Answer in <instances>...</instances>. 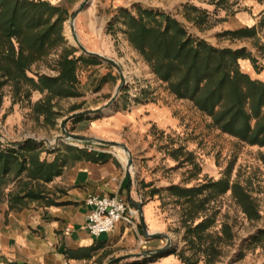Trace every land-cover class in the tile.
I'll return each mask as SVG.
<instances>
[{"label": "trees", "instance_id": "16d2710c", "mask_svg": "<svg viewBox=\"0 0 264 264\" xmlns=\"http://www.w3.org/2000/svg\"><path fill=\"white\" fill-rule=\"evenodd\" d=\"M190 10L199 11L192 6ZM138 11L136 17L120 8L117 21L124 26L130 44L169 91L178 99L191 101L222 133L250 146L264 147V81L253 79L240 66V60H252V55L245 48H217L195 39L168 14L141 8ZM68 16L65 8L48 0H0V106L6 86L12 87L15 102L29 100L38 91L45 98L34 104L33 111L54 124L59 113L53 101L83 95L78 72L81 66L99 64L101 59L77 56V49L65 46L63 27ZM221 36L232 40L255 38L257 27L225 31ZM60 47L63 50L56 62L57 76L29 75L34 64ZM43 149L33 139L0 148V206L7 203L10 210H21L45 199L46 185L60 176L68 163L95 158L73 146ZM182 151L183 148L176 150ZM43 152L56 156L52 161L42 159ZM167 191L177 201H183L184 238L194 251L192 256L179 254L184 264H199L201 254L206 264H213L221 254V245L234 239L228 223L222 225L221 234L210 232L215 216L207 215V206L220 196L231 191L249 221L262 218L258 200L246 186L231 182L229 176L211 179L198 187L172 185ZM262 238L264 230L250 241L258 243ZM0 264L9 263L0 259Z\"/></svg>", "mask_w": 264, "mask_h": 264}, {"label": "crops", "instance_id": "0c3cea01", "mask_svg": "<svg viewBox=\"0 0 264 264\" xmlns=\"http://www.w3.org/2000/svg\"><path fill=\"white\" fill-rule=\"evenodd\" d=\"M48 1L67 9L70 14L85 3V0ZM186 3L208 10V14L213 10L209 0H88L76 18L84 48L114 58L117 40L105 30L113 17V10L124 7L132 11V7L137 5L184 14L182 10ZM257 4L258 0H240L243 7H256ZM221 17L226 18L219 21L224 30L239 29L244 20H253L246 11ZM106 66L108 63L102 60L97 66L101 68V79L106 82L105 87L101 85L105 95L109 91L107 87L114 83V77L118 74L102 68ZM114 94L115 91L112 97ZM154 95L149 98L145 92L141 98L134 100L125 90L103 114H85L74 120L78 123L79 133L85 137L125 144L131 151L133 166L130 169L127 167L128 155L122 156L120 147L103 145L110 148H102L94 146L95 142L78 147L95 158L68 163L61 175L46 185L45 199L31 202L21 210H10L7 203L1 205L0 259L9 264H109L112 260H117L116 264H183L173 254H160L152 258L145 256L163 249L167 239L149 238L142 221L149 234H165L166 223L158 213L159 204L148 197L160 194L162 188L177 184H152L161 177L153 179L152 172L148 173L147 170H159L160 157H166V153L162 152L169 150L167 145L176 150L183 148L182 154L186 155L188 161L175 158L178 168L192 165L190 159L195 151L193 129L184 131L190 127V124H185L191 119V115L187 114L188 109L195 112L197 109L191 101L178 99L169 91ZM88 124L92 125L91 131L86 133ZM169 134L171 139L177 134V139H170L172 144L166 142L167 145H158V137ZM184 135L188 137V144L179 138ZM193 164L197 165V162ZM149 189H152L151 192ZM90 196H118L131 207L138 209V204H142L143 213L139 218L131 219L133 224L122 221L112 233L93 237L85 228L91 213V208L86 204Z\"/></svg>", "mask_w": 264, "mask_h": 264}, {"label": "rangeland", "instance_id": "374dc122", "mask_svg": "<svg viewBox=\"0 0 264 264\" xmlns=\"http://www.w3.org/2000/svg\"><path fill=\"white\" fill-rule=\"evenodd\" d=\"M209 2H211L210 8L213 9L210 14L207 13L208 10H202L189 3L183 4L182 12L184 14L173 11L164 12L160 9L144 8L137 5L132 7V11L127 8L125 9L136 17L139 16L138 10L140 8L168 14L181 22L193 38L205 40L217 48H230L234 50L245 48L252 55L253 59L240 60L242 70L253 79L264 81V26L261 27V22L264 18V0H258L260 5L257 4L256 7H243L240 5V0H209ZM191 6L197 8L199 11H189V7ZM119 9L111 12L113 17L105 28L106 33L113 35L114 39L117 40L115 42L117 52L114 58H108L113 59L119 64L127 80V85L118 95L126 90L129 97L135 100L141 98L145 92L149 98H153L156 92L169 91L167 84L158 79L148 63L128 41L124 33V26L121 22L117 21ZM239 11H246L253 18V20H244L239 29L256 26L257 36L255 38L232 40L221 36L225 31L239 30L221 29V22L219 21L226 19L221 16L234 15ZM75 12H71L70 14L68 11L69 16L64 23L65 46L77 49V56L81 54L87 55L82 50V47L85 45L80 37L77 19H75L74 30L71 29V19ZM219 16L221 19L218 18ZM62 50V47L53 50L47 57L34 64L29 75L34 78L37 75L57 76L56 62ZM80 50L81 53H79ZM99 65L100 63L81 66L78 72L79 87L83 93L81 97L55 99L53 101L54 110L59 113L54 124L45 121L44 116L38 117L33 111L34 104L43 100L45 94L35 91L29 100L15 102L12 87L6 86L0 106V148L7 144H17L28 139H33L39 142V146L52 151L64 146H84L86 143L69 139L66 135V132H69L74 135L83 136L79 133L80 130L77 129L78 123L74 121L78 119H72L71 117L80 113H89L88 116H94L95 113L97 115L103 114V111L110 107L106 105L113 100L114 96L118 97L116 92L117 88L121 85L119 70L117 71V68L108 63V66L102 68L111 70L112 73L118 72V74L114 77V83L112 82L107 87L110 92L107 91L105 95L101 89L105 87L106 82L104 79H101V68L97 67ZM101 85L103 86L101 87ZM114 91L115 94L112 97ZM132 94H136V97H132ZM37 98L39 99L36 100ZM98 109L101 110L94 112ZM187 114L191 115V119L190 122L185 121V124H190V127L188 126L184 132L192 128V138H195V151L190 159L192 165H185L181 168L175 165L174 159L177 157L180 160H187L185 154L176 152L174 147L167 145V143L172 144L171 140L177 139V134H175L173 139H171L172 136L170 137V134L166 137L160 135L158 137V145L166 144L169 150L166 149L165 152H162V154L166 153V157H160L162 160L159 170L152 171V168L147 170L148 173L152 172L151 178L161 177V180L152 182V184H165L164 186L167 184H177L182 187H198L211 179L217 181L229 176L231 182H240L246 186L258 200L262 214L260 220L249 221L236 204L231 191L220 196L207 206V215L215 216V224L210 229V232L221 234L222 225L228 223L232 226L234 233V239L231 242L221 245V254L213 264H264V238L260 239L258 243L250 241L252 236L264 230V147L250 146L228 134L222 133L212 126V119L198 109L196 112L193 109L191 111L188 109ZM91 126L88 124L86 133L91 131ZM88 138L100 139L97 137ZM179 138L184 144H188V137L186 135L179 136ZM93 144H96L94 146L97 147L110 148V146L104 147L102 144L100 145L96 142ZM119 151L122 156L127 155L124 153L123 148H119ZM53 156L54 154L48 152H43L41 155L42 159L47 158L49 160H52ZM123 158L125 159V157ZM193 162H197V165H194ZM167 188H162L158 195L148 197L159 204L158 213L160 217L165 218L166 223L165 235H168L172 241L170 249L162 255L173 254L179 258V254L184 252L186 256H192L194 251L191 250L184 238L186 228L183 223V201H177L167 191ZM151 190L149 189V192ZM164 239L166 238L164 237ZM167 246L168 241L165 247ZM200 256L203 259L199 264H206L203 254ZM179 260L182 262L180 258Z\"/></svg>", "mask_w": 264, "mask_h": 264}, {"label": "built area", "instance_id": "2783aa9c", "mask_svg": "<svg viewBox=\"0 0 264 264\" xmlns=\"http://www.w3.org/2000/svg\"><path fill=\"white\" fill-rule=\"evenodd\" d=\"M131 96L135 98L136 94ZM86 204L91 208V213L85 228L93 237L112 233L120 222L133 224L131 219L140 217L137 208L118 196H90Z\"/></svg>", "mask_w": 264, "mask_h": 264}, {"label": "water", "instance_id": "95a60500", "mask_svg": "<svg viewBox=\"0 0 264 264\" xmlns=\"http://www.w3.org/2000/svg\"><path fill=\"white\" fill-rule=\"evenodd\" d=\"M87 1L88 0H85V3L75 12V14L73 15V17L71 19V25H72V29L73 30H74L75 19L77 18L79 13L82 12L83 9L85 8V6L87 4ZM82 50L85 52V54H87L89 56H92V57H98V58L102 59L103 61H105L107 63H110L111 65H113L115 68H117L119 70V72L121 74V85L117 88L116 95H118L123 90V88L127 85V80H126V78H125V76L123 74L122 68L119 66V64L117 62H115L111 58L105 57L103 55H99L97 53L89 52L84 47H82ZM116 98H117V96H114L113 100L110 103H108L106 106L111 105ZM100 110L101 109H98V110H96L94 112H97V111H100ZM85 114H89V113H80V114H77L75 116H72L71 118L73 119L75 117L83 116ZM65 125H66V122H65ZM66 135L68 136L69 139H72V140H75V141H78V142H82V143L83 142L84 143L96 142V143H99V144H102V145H111V146H117V147L123 148V150L128 155L127 167L130 169L133 166V157H132L131 151L125 144L118 143V142H113V141L102 140V139L78 136V135H74V134L69 133V132H66ZM138 211H139V214L141 216L142 213H143L142 204H138ZM142 224H143L144 232L147 234V236L149 238L165 237L167 239V241H168V246L167 247H165V248H163L161 250H158V251L147 253V254H145V256L152 257V256H155V255H160V254H163V253L167 252L170 249L171 245H172L171 238L168 235H165V234H149L147 232V227L145 225L144 220L142 221ZM116 262H117V260H112L109 264H115Z\"/></svg>", "mask_w": 264, "mask_h": 264}, {"label": "bare ground", "instance_id": "6f19581e", "mask_svg": "<svg viewBox=\"0 0 264 264\" xmlns=\"http://www.w3.org/2000/svg\"><path fill=\"white\" fill-rule=\"evenodd\" d=\"M125 154H127L125 151H124ZM127 160V159H126Z\"/></svg>", "mask_w": 264, "mask_h": 264}]
</instances>
